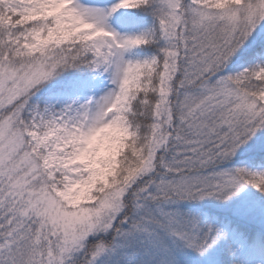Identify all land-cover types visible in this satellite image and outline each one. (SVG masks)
I'll return each instance as SVG.
<instances>
[{"label":"snow or ice","instance_id":"obj_1","mask_svg":"<svg viewBox=\"0 0 264 264\" xmlns=\"http://www.w3.org/2000/svg\"><path fill=\"white\" fill-rule=\"evenodd\" d=\"M0 264H264V0H0Z\"/></svg>","mask_w":264,"mask_h":264}]
</instances>
